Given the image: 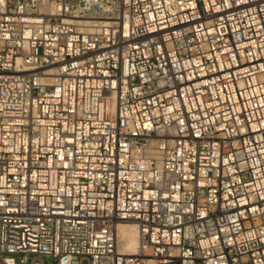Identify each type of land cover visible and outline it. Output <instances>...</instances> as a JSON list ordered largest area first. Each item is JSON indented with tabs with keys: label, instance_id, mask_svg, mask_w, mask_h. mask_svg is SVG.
<instances>
[{
	"label": "built area",
	"instance_id": "2783aa9c",
	"mask_svg": "<svg viewBox=\"0 0 264 264\" xmlns=\"http://www.w3.org/2000/svg\"><path fill=\"white\" fill-rule=\"evenodd\" d=\"M82 260L264 264V0H0V264Z\"/></svg>",
	"mask_w": 264,
	"mask_h": 264
},
{
	"label": "bare ground",
	"instance_id": "6f19581e",
	"mask_svg": "<svg viewBox=\"0 0 264 264\" xmlns=\"http://www.w3.org/2000/svg\"><path fill=\"white\" fill-rule=\"evenodd\" d=\"M126 229H122L125 228ZM139 241L137 230L133 223L123 222L117 226V247L123 252H135L138 250Z\"/></svg>",
	"mask_w": 264,
	"mask_h": 264
},
{
	"label": "rangeland",
	"instance_id": "374dc122",
	"mask_svg": "<svg viewBox=\"0 0 264 264\" xmlns=\"http://www.w3.org/2000/svg\"><path fill=\"white\" fill-rule=\"evenodd\" d=\"M122 229L124 230V229H126V227H125V228H122ZM147 253H148V252H147ZM147 253H146V254H147ZM30 258H31V257H29V259H30ZM45 260L48 261V258H45ZM81 264H86V261H85V260H82Z\"/></svg>",
	"mask_w": 264,
	"mask_h": 264
}]
</instances>
